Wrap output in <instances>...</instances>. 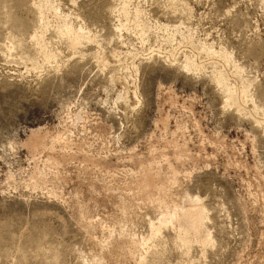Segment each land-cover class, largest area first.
Segmentation results:
<instances>
[{
	"label": "rangeland",
	"instance_id": "1",
	"mask_svg": "<svg viewBox=\"0 0 264 264\" xmlns=\"http://www.w3.org/2000/svg\"><path fill=\"white\" fill-rule=\"evenodd\" d=\"M0 264H264V0H0Z\"/></svg>",
	"mask_w": 264,
	"mask_h": 264
},
{
	"label": "bare ground",
	"instance_id": "2",
	"mask_svg": "<svg viewBox=\"0 0 264 264\" xmlns=\"http://www.w3.org/2000/svg\"><path fill=\"white\" fill-rule=\"evenodd\" d=\"M37 134V133H36ZM39 137H40V135H38ZM37 138V139H36ZM39 140H40V138H39ZM30 141V145H31V148L32 149H35V150H37V148H39V146H41V142H39L38 141V137H37V135H34L33 137H31V139L29 140ZM148 168V167H147ZM154 170V169H153ZM144 177H143V181H142V183L140 184L141 185V189L143 190V191H149V190H151L152 191V189H154L155 187H157V185H158V183H157V180L155 179V178H157L156 176H155V178H153L152 177V175L153 174H149L148 173V171H145L144 170ZM158 179H159V176H158ZM139 188V189H140ZM151 191H149V192H151ZM149 194V193H148Z\"/></svg>",
	"mask_w": 264,
	"mask_h": 264
}]
</instances>
